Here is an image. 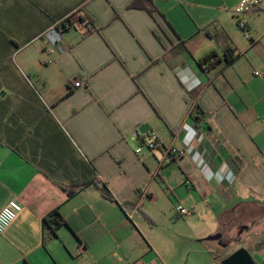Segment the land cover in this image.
Segmentation results:
<instances>
[{"label": "crops", "instance_id": "0c3cea01", "mask_svg": "<svg viewBox=\"0 0 264 264\" xmlns=\"http://www.w3.org/2000/svg\"><path fill=\"white\" fill-rule=\"evenodd\" d=\"M242 1L0 0V27L7 11L33 22L0 42V210L23 205L0 264H183L156 231L176 204L194 227L187 263L245 248L264 264V0L238 16ZM71 14L87 28L52 29ZM152 132L184 155H137L131 138Z\"/></svg>", "mask_w": 264, "mask_h": 264}, {"label": "rangeland", "instance_id": "374dc122", "mask_svg": "<svg viewBox=\"0 0 264 264\" xmlns=\"http://www.w3.org/2000/svg\"><path fill=\"white\" fill-rule=\"evenodd\" d=\"M8 12V17L4 18V23L3 25L0 27V42L1 41H5L6 40L8 42L12 41L16 44H22L23 39L29 36V34L33 31V26H31V24H33V22L30 23V21H28L25 16L23 14L20 13H16V10H14V13H10ZM75 16V14H71L70 16H66L64 19L60 20L59 22H57L52 29L56 28L57 24H59L60 22H62L63 20H67L68 19H72ZM12 17V18H9ZM9 19H11L12 21V26H11V32L9 31ZM13 22H15L13 24ZM78 23V21L76 22ZM74 32V31H71ZM24 38H21V37ZM43 39H37L35 41H33L32 46L29 48V50L27 51V53H31L36 47H39L41 44H43ZM13 48V47H12ZM11 61H13V63L18 62V58H16V55L11 57ZM12 64H10L9 67V74L8 77L9 79L16 77V73L13 70ZM34 82V80H33ZM35 83V82H34ZM6 89H2L1 92H6ZM263 217H264V212H261V224L259 225L260 228H258L256 231H254L252 234L254 237H256L258 234L261 236L260 239H263L262 235L264 233L263 231ZM193 229L194 227L192 226V224L190 223L188 218H181L179 220H176L175 223L172 224H168V223H161V225L159 227L156 228L157 231V238L158 239H164L165 241H168L170 244L172 243V246L174 247V251L176 254H182V256H184V263L183 264H193L192 263V258L194 254H190V260L187 263V257L189 255H187L186 250H185V245L184 242H182V239H193ZM251 232V231H250ZM249 232V233H250ZM260 232V233H259ZM250 235H248L249 237ZM247 236L245 237L248 238ZM253 237V239H255ZM258 239V238H256Z\"/></svg>", "mask_w": 264, "mask_h": 264}, {"label": "built area", "instance_id": "2783aa9c", "mask_svg": "<svg viewBox=\"0 0 264 264\" xmlns=\"http://www.w3.org/2000/svg\"><path fill=\"white\" fill-rule=\"evenodd\" d=\"M256 5H258L257 0H243L240 5L236 8L235 14L238 16H242L243 14L247 13L248 11L252 10ZM63 20L59 24H57L56 29L59 30V32H63ZM81 29L87 28V23L85 20H81V22H78L77 24L70 21L65 24V27L67 29H72L74 27H78ZM239 28L244 32L245 38L249 39V35L247 34V28L244 22L239 21L238 22ZM54 49H49L48 54L54 53ZM49 63H52V60L48 61ZM255 75L260 76L261 74L259 72H256ZM135 143L139 144L136 149V154L139 155L145 148L148 153L153 154L154 152L158 150L163 151V162L168 163L171 161H174L175 159H178L184 155L183 150H178L174 147H168L166 146L161 140L158 139L155 132H152L149 134L147 141L145 142V145H141V137L138 133H135L133 137L131 138ZM145 197V196H144ZM23 211V205L16 200L10 201L3 209L0 210V235L5 234V232L10 228V226L15 222L18 215ZM175 212L178 217L184 218L189 215V210L184 208L180 204L175 205ZM131 217V214H130Z\"/></svg>", "mask_w": 264, "mask_h": 264}, {"label": "trees", "instance_id": "16d2710c", "mask_svg": "<svg viewBox=\"0 0 264 264\" xmlns=\"http://www.w3.org/2000/svg\"><path fill=\"white\" fill-rule=\"evenodd\" d=\"M139 0H134L133 4H132V7H135V8H144L146 9L147 7L145 6L144 3L142 4H138ZM149 12H151V10L149 9ZM69 22V20L67 19L65 22H63V28H64V31L68 30L66 27H65V24ZM227 60L228 62H230L232 60V57L230 55H227ZM219 60L215 57V56H211L207 59H204L202 62H200L201 65H207V67H212L216 62H218ZM96 184L98 185V187L100 188L102 194L109 198V199H112V196L110 194V192L108 191V188L105 187L103 184H99L98 182H96ZM60 220H59V215L58 213L56 212H53L51 215H49L46 219H45V223L48 224L49 226H51V228L55 231V229L60 226Z\"/></svg>", "mask_w": 264, "mask_h": 264}, {"label": "water", "instance_id": "95a60500", "mask_svg": "<svg viewBox=\"0 0 264 264\" xmlns=\"http://www.w3.org/2000/svg\"><path fill=\"white\" fill-rule=\"evenodd\" d=\"M259 7L257 6L254 9H258ZM57 32H59L58 29H56ZM218 237H209L206 240H217ZM224 248L227 247V245L223 246ZM221 264H256L254 259L252 258V255L245 249V248H240L230 254L228 257L223 259L221 261Z\"/></svg>", "mask_w": 264, "mask_h": 264}, {"label": "flooded vegetation", "instance_id": "af4514ba", "mask_svg": "<svg viewBox=\"0 0 264 264\" xmlns=\"http://www.w3.org/2000/svg\"><path fill=\"white\" fill-rule=\"evenodd\" d=\"M248 230H249L248 227H244V228H242L240 231H241V234H243L245 231H248ZM236 239H239V237L236 238Z\"/></svg>", "mask_w": 264, "mask_h": 264}]
</instances>
